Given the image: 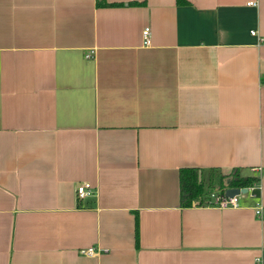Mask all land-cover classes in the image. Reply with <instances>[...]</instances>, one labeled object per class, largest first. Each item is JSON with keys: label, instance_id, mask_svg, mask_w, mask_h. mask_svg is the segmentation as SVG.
<instances>
[{"label": "crops", "instance_id": "0c3cea01", "mask_svg": "<svg viewBox=\"0 0 264 264\" xmlns=\"http://www.w3.org/2000/svg\"><path fill=\"white\" fill-rule=\"evenodd\" d=\"M187 1L0 0V264H264V0Z\"/></svg>", "mask_w": 264, "mask_h": 264}, {"label": "trees", "instance_id": "16d2710c", "mask_svg": "<svg viewBox=\"0 0 264 264\" xmlns=\"http://www.w3.org/2000/svg\"><path fill=\"white\" fill-rule=\"evenodd\" d=\"M106 7L122 6L121 3L109 4L107 2L99 3ZM141 2H131L130 5H144ZM187 0H177V5H188ZM180 175V188H181V202L182 207L185 206H201L208 204L207 201L210 195L214 192L220 194H226L228 189L239 188V189H250L260 184L261 178L259 176L248 175L243 176L238 169H234L231 174L224 175L219 170H203L185 168L181 170ZM136 246L140 244V221L136 219Z\"/></svg>", "mask_w": 264, "mask_h": 264}, {"label": "built area", "instance_id": "2783aa9c", "mask_svg": "<svg viewBox=\"0 0 264 264\" xmlns=\"http://www.w3.org/2000/svg\"><path fill=\"white\" fill-rule=\"evenodd\" d=\"M248 5L256 6L257 3L249 2ZM150 35H151V29L148 28L143 33L145 45H149ZM252 35L257 36L258 35L257 31H252ZM260 41L264 42V38H261ZM87 57H90V55H87ZM259 177H261V175ZM257 186H259V185H257ZM256 187L250 188L249 190L253 191V190H255ZM76 191H77V198L79 201L85 200V199L89 198V196H91V195L93 196L96 194V190H94L91 183H80V184H78ZM247 194L235 196V197H233V199H230V198L226 197V194H220L219 192H214L210 195V198L207 201V203L210 206H215V207H219L222 209L239 207L241 205L239 201L241 199L245 198V196ZM257 214L259 216H262L263 211L261 209H258ZM86 254L91 255V254H94V252L91 249L90 251L86 252Z\"/></svg>", "mask_w": 264, "mask_h": 264}, {"label": "water", "instance_id": "95a60500", "mask_svg": "<svg viewBox=\"0 0 264 264\" xmlns=\"http://www.w3.org/2000/svg\"><path fill=\"white\" fill-rule=\"evenodd\" d=\"M249 192V189L244 188V189H239V188H233V189H228L226 191V197L233 199L235 196L247 194Z\"/></svg>", "mask_w": 264, "mask_h": 264}]
</instances>
